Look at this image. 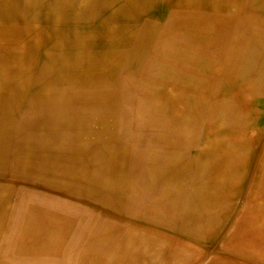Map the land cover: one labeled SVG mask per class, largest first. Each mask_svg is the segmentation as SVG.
<instances>
[{
    "label": "rangeland",
    "instance_id": "rangeland-1",
    "mask_svg": "<svg viewBox=\"0 0 264 264\" xmlns=\"http://www.w3.org/2000/svg\"><path fill=\"white\" fill-rule=\"evenodd\" d=\"M77 2L65 0L64 6L72 10ZM167 10L162 7L152 37L135 64L129 63V53L114 56L112 72L82 87L72 86L69 78L51 70L50 106L44 111L49 135L23 124L24 93L14 107L1 101L0 264H103L104 257V264H210L219 252L225 253L227 264L250 261L227 242L231 227L245 218L240 213L253 187L258 151L264 149V44L238 45L233 38L232 46L202 45V40L192 38L204 37L203 31L193 29L186 15L188 28L166 29L168 18L174 15ZM178 23L183 26L182 18ZM170 30L173 37L167 34ZM57 59L51 56V64ZM27 162L33 166L27 167ZM216 162L220 164L215 166ZM222 167L228 168L224 197L216 191L211 201L192 198L190 186L200 187L198 182L190 184L192 177L201 180L208 168L214 176L222 174ZM144 186L152 187L145 191ZM218 221H224L222 229ZM254 260L264 264L261 258Z\"/></svg>",
    "mask_w": 264,
    "mask_h": 264
},
{
    "label": "bare ground",
    "instance_id": "bare-ground-1",
    "mask_svg": "<svg viewBox=\"0 0 264 264\" xmlns=\"http://www.w3.org/2000/svg\"><path fill=\"white\" fill-rule=\"evenodd\" d=\"M81 2H77V6L74 7V9H70V10H66L68 9V7H65L64 4L65 3H61V6H55L54 3V0H50V4H51V7H50V15H49V19H50V23H51V44H50V48H49V53H50V57L53 56V55H57L58 57H60L59 59H61V61L63 62L65 59L68 60V59H71L72 57H74V55H71L69 53H74V49H77L78 48H81L82 47V44L84 42V47L87 48L86 49V52H89L90 50H97V54L99 55L100 58H103V56H105V52H100L101 50H105V49H108L107 50V55L108 56H113V66H114V56L115 57H119L120 55L123 56L124 54H128L129 53V56H128V59H129V63L131 64H135L136 62H138V60L140 59L141 55L143 54V52L145 51V47L147 46V44L149 43V40L151 39L152 37V33H153V30L155 29V26H154V21H156L158 19V17L160 16L161 14V11H162V2L163 0H98V4L95 5L94 4H91V0H79ZM182 3V2H181ZM85 4V5H84ZM183 6H186V2L184 1L183 3ZM5 5V0H0V6H3ZM91 6V7H90ZM94 6V7H93ZM240 7V6H239ZM95 8V9H94ZM175 7H173L174 9ZM4 10V6L2 8ZM94 9V10H93ZM108 10H110L111 13H109L107 16L108 18L105 19V14L104 12H106ZM182 9V8H181ZM187 9V8H186ZM193 9V8H192ZM196 9V8H195ZM177 10V9H176ZM95 11V16L96 18H94L93 22L94 24L92 29H87L86 31H84L81 35H80V32L77 31V36L75 38H66L65 37V34L67 31L65 30H68V25L71 23V24H75V23H82L84 21H88L89 18H91V13ZM113 11V12H112ZM183 12H180V13H174V15H171L168 20H167V23H166V29H173V30H177L178 28L182 29V28H185V27H189L188 25L190 24L188 22V20H192L193 21V24H191L192 28L193 29H202V28H199L202 26V22H203V19L200 18H196L194 19L192 17L191 14H189L188 12L182 10ZM189 11V10H188ZM209 11V10H208ZM174 12H175V9H174ZM191 12V11H190ZM217 12V11H216ZM20 13V12H19ZM173 13V12H172ZM208 13V12H207ZM231 13V12H230ZM112 14V15H110ZM180 14V15H179ZM130 15H133V16H130ZM170 15V14H169ZM185 15L186 17L188 18V20L185 18ZM199 15V14H198ZM230 15V14H229ZM98 17V19H97ZM103 17V18H102ZM196 17V16H195ZM217 17V16H216ZM182 18V25L183 26H180V25H177L178 21ZM219 18V16H218ZM217 19V18H216ZM223 20V19H222ZM234 20V19H233ZM8 21V20H6ZM111 23L110 25L107 23ZM186 21V23H185ZM96 22V23H95ZM214 22V21H213ZM224 22V21H223ZM226 22V21H225ZM102 23V25H101ZM209 23V22H208ZM230 23V22H229ZM108 24V25H107ZM143 24V25H142ZM172 24H176V26H172ZM179 24V23H178ZM219 24V23H218ZM233 24V23H232ZM215 25V24H214ZM59 26L62 28L60 29ZM161 26V25H160ZM159 26V28H161ZM209 26V25H208ZM237 26V24H236ZM241 26V25H240ZM160 30V29H159ZM162 31V30H161ZM204 31V30H203ZM211 31V30H210ZM209 31V32H210ZM249 31V30H248ZM251 31V30H250ZM60 32V33H59ZM163 32V31H162ZM213 32V31H211ZM160 33V31H159ZM158 33V35H159ZM165 33V32H164ZM170 33V34H169ZM167 33L168 35H170L171 37H173L172 35V32L170 30V32ZM251 33V32H250ZM254 33V32H253ZM252 33V34H253ZM163 34V33H162ZM210 34V33H209ZM213 34V33H212ZM63 35V37H62ZM161 35V34H160ZM159 35V36H160ZM71 36V35H70ZM69 36V37H70ZM38 35H29V33H23L21 34L20 36H9V37H5L3 36L2 39H0V103L1 101H9L12 106L14 107V105L16 104V102L19 100L20 96H21V92H15V91H12L10 92V75H9V71H10V66H11V63L15 60H18V58L22 57V56H25L27 55L28 51H27V47L25 46V42H31L32 41V38H37ZM163 37V36H162ZM167 38V36H165ZM163 37V38H165ZM208 37V36H207ZM256 37V36H255ZM162 38V40H163ZM169 39V37L167 38ZM262 39V38H261ZM82 41V44H81V41ZM178 40V39H177ZM171 42L172 39L170 38ZM164 42V40H163ZM171 42L170 45L172 44ZM176 42V41H175ZM255 42V41H254ZM157 43V42H156ZM165 43L166 42V39H165ZM107 44V45H106ZM163 44V43H162ZM257 44V43H256ZM81 45V47H80ZM161 45V43L159 44ZM175 45V43H174ZM254 45V44H253ZM260 46V45H259ZM173 47V46H172ZM264 47V46H263ZM167 48V47H165ZM163 48V49H165ZM260 48V47H259ZM169 49V48H168ZM262 49V48H261ZM171 51V50H170ZM168 51V52H170ZM172 52V51H171ZM192 52V51H191ZM190 53V52H188ZM221 53V52H220ZM163 55L162 56H165L164 53H162ZM177 54V53H175ZM185 54V53H184ZM71 55V56H70ZM158 55V54H157ZM160 55V54H159ZM187 55V54H186ZM200 55V54H197V56ZM156 56V55H154ZM189 55H187L188 57ZM223 55H221V58H222ZM233 56V55H232ZM151 57V56H150ZM167 57V56H166ZM165 57V58H166ZM183 57V56H182ZM210 57V56H209ZM170 58V57H168ZM167 58V59H168ZM186 58V57H185ZM233 58V57H232ZM235 58V57H234ZM238 58V57H237ZM171 59V58H170ZM190 59V58H189ZM174 60V59H173ZM182 60V59H181ZM191 60V59H190ZM193 60V59H192ZM208 60V59H207ZM233 60V59H232ZM160 61V60H159ZM183 61V60H182ZM194 61V60H193ZM202 61V60H201ZM151 62H154V60H152ZM67 63V62H66ZM80 63V62H79ZM156 63V62H155ZM159 63V62H158ZM178 63H183V62H178ZM190 63V62H189ZM82 64V63H80ZM151 64V63H150ZM198 64V63H197ZM215 64H217L215 62ZM153 65V64H152ZM155 65V64H154ZM157 65V64H156ZM155 65V66H156ZM191 64H189L190 66ZM153 67L155 70H156V67ZM160 66V65H159ZM216 66V65H215ZM195 67V66H194ZM202 67V65H201ZM211 67V66H210ZM260 67V66H259ZM53 68H56V63L55 64H51V70ZM150 68V67H149ZM152 68V67H151ZM214 68V66H213ZM220 68V67H219ZM245 68V67H244ZM99 69V68H98ZM102 69V68H101ZM195 69V68H194ZM197 69V68H196ZM255 69H258V68H255ZM148 70V69H147ZM153 70V73L154 71ZM180 70H183L182 68ZM228 70V69H227ZM235 70V69H233ZM211 71V70H210ZM215 71V70H214ZM151 72V71H149ZM230 72V71H229ZM253 72V70H252ZM51 73V72H50ZM225 73V72H224ZM235 73V72H234ZM255 73V71H254ZM152 74V72H151ZM155 74V73H154ZM218 74V73H217ZM229 74V73H228ZM264 75V74H263ZM150 76H154L153 74L150 75ZM149 76V77H150ZM158 76V75H157ZM227 76V75H225ZM232 76V75H231ZM234 76V75H233ZM165 77V76H163ZM162 77V78H163ZM218 77V76H217ZM247 77V76H246ZM140 78V77H139ZM142 78V77H141ZM161 78V77H159ZM166 78V77H165ZM229 78V77H228ZM231 78V77H230ZM229 78V79H230ZM68 79V78H67ZM157 79V77H156ZM227 79V78H225ZM70 80V84L72 86H79V87H82L83 85H88V86H92V83H94V80H91V82H89V79H77V78H69ZM140 80V79H139ZM146 80V79H145ZM180 80V78H179ZM178 80V81H179ZM231 80V79H230ZM234 80V79H233ZM159 81V80H158ZM176 80H174L175 82ZM232 81V80H231ZM141 82V81H140ZM143 82V81H142ZM145 82V81H144ZM155 82V81H154ZM251 82V80H250ZM264 82V81H263ZM60 85H62V82H59ZM96 83V82H95ZM94 83V84H95ZM130 83V82H129ZM132 83V82H131ZM136 83V82H134ZM164 83V82H163ZM202 84V82H200ZM239 83V82H238ZM169 84V83H168ZM167 84V85H168ZM175 84V83H174ZM182 84V83H181ZM210 84V83H209ZM20 85V83H19ZM141 85V84H140ZM145 85V83H144ZM156 85V84H155ZM176 85V84H175ZM230 85V84H229ZM232 85V84H231ZM21 86V85H20ZM129 86V85H128ZM178 86V85H177ZM202 86V85H201ZM205 86V85H204ZM211 86V85H210ZM50 87H51V76H50ZM134 87V86H133ZM131 87V89L133 88ZM148 87V86H147ZM192 87V85H191ZM165 89V87H163ZM174 88V87H173ZM204 88V87H203ZM129 89V87H128ZM176 89V88H175ZM180 89V88H179ZM137 90V88H136ZM185 90V89H184ZM129 91V90H128ZM161 91V90H160ZM208 91V90H207ZM146 92V91H145ZM209 92V91H208ZM147 93V92H146ZM149 93V92H148ZM194 93V92H193ZM221 93V92H220ZM223 93V92H222ZM246 93V92H245ZM130 94V93H129ZM169 94H172L171 92ZM188 94V92L186 93V95ZM192 94V93H191ZM211 94V93H210ZM247 94V93H246ZM128 95V94H127ZM132 95V94H131ZM173 95V94H172ZM183 95V94H182ZM219 95V94H218ZM179 96V95H178ZM162 97V95H161ZM211 97V95H210ZM128 98V97H127ZM164 98V97H163ZM208 98V97H207ZM217 98V97H216ZM246 98V97H245ZM81 100L83 102H91V103H97V106L100 104V101L98 100H95L94 99H84V98H81ZM130 100V99H129ZM177 101V100H175ZM227 101V100H226ZM135 102V101H134ZM128 103H130L128 101ZM127 103V104H128ZM183 103V102H182ZM131 104V103H130ZM141 104V103H140ZM183 105V104H182ZM260 105V104H259ZM49 106H50V95H49ZM95 106V105H94ZM128 106H126L125 108L127 109ZM157 107V106H156ZM155 107V108H156ZM186 107V105H185ZM227 107V106H226ZM132 108V107H131ZM140 108H142V105L140 106ZM163 108V107H162ZM224 108V107H223ZM222 108V109H223ZM261 108V107H260ZM2 109H6V107H2ZM11 109H13L11 107ZM130 109V108H129ZM165 108H163V111H164ZM228 109V108H227ZM46 109L44 110H39V112H44ZM156 110V109H155ZM173 110V109H172ZM128 111V110H127ZM141 110H139V114L141 113L140 112ZM171 111V110H169ZM28 112V111H27ZM33 112H36V111H31V113ZM129 114L131 115V110L128 111ZM161 112V111H160ZM178 112V111H176ZM221 112V111H220ZM227 112V111H225ZM174 114V113H173ZM217 114V113H216ZM223 114V113H222ZM221 114V115H222ZM231 114V113H230ZM36 116L34 117H25V121H24V125L26 126V128H29L31 130H34V132H43L46 133L47 135H49V132L50 130L47 129L45 127V122L46 121H42V118L39 114H35ZM125 115H127V112L125 113ZM220 115V114H219ZM220 115V116H221ZM39 116V117H37ZM145 116V115H144ZM214 116V115H213ZM218 116V115H217ZM129 117V116H128ZM127 117V118H128ZM179 117V116H178ZM126 118V117H125ZM126 118V119H127ZM140 118V117H139ZM222 118V117H221ZM216 119V118H215ZM231 119V118H230ZM236 119H237V116H236ZM223 120V119H222ZM103 121V120H102ZM126 122V120H124ZM129 121V119H128ZM127 121V122H128ZM142 121V120H141ZM258 121V120H257ZM124 122V123H125ZM126 122V124H127ZM130 122V121H129ZM132 122V121H131ZM137 122H140V121H137ZM224 122V121H222ZM221 122V123H222ZM255 122V121H254ZM227 123V122H226ZM235 123V121H234ZM193 124V123H192ZM141 125V124H139ZM122 129V128H121ZM128 130V129H127ZM127 130H126V133H127ZM130 130V129H129ZM122 131V130H121ZM122 133V132H121ZM125 135V134H124ZM244 136V135H243ZM126 137V136H125ZM246 137V136H245ZM127 138V137H126ZM128 139V138H127ZM133 140V139H132ZM137 140V139H136ZM141 140V139H139ZM144 140V139H143ZM151 140V139H149ZM145 141V140H144ZM143 141V142H144ZM158 141V140H157ZM157 141H154V142H157ZM160 141H165V140H161ZM241 141V140H240ZM149 142V141H148ZM153 142V141H152ZM170 142V141H169ZM181 142V141H179ZM183 142V141H182ZM243 142V141H242ZM166 143V142H165ZM168 143V141H167ZM184 143V142H183ZM264 143V142H263ZM139 144V143H138ZM137 144V145H138ZM142 144V143H141ZM147 144V143H146ZM132 145V144H131ZM151 145V144H150ZM156 146H160L159 144H155ZM169 145V144H167ZM176 145V144H175ZM182 145V144H181ZM147 146V145H146ZM171 146V145H170ZM183 146V145H182ZM249 146V145H247ZM175 147V146H174ZM178 147V146H176ZM180 147V146H179ZM132 148V147H131ZM130 148V149H131ZM139 147H137L138 149ZM169 148V147H167ZM181 148V147H180ZM230 148V147H229ZM263 148V147H262ZM262 148L258 151V161H257V167L256 169L254 170L253 172V181H252V186L251 187V190L249 192V194H247L246 196V199H245V208H243V210L241 211L240 213V217H243L245 216V218H243L244 220L242 221L241 219L238 221L237 224H235L233 227H231V231H230V237L228 239V244L230 245V249H233V250H236V252H240L241 256L248 258L250 261H243V263H239V264H258L256 260L254 259H257V258H261L262 260H264V149L262 150ZM135 149V150H137ZM142 149V148H141ZM253 149V148H252ZM147 150V149H145ZM145 150L144 152H142V156H144L145 154ZM153 150V149H151ZM157 150V149H156ZM169 150V149H168ZM176 150V149H175ZM174 150V151H175ZM230 150V149H229ZM155 151V150H153ZM159 151V150H158ZM161 151V150H160ZM177 151V150H176ZM180 151V150H179ZM38 152V151H36ZM137 152V151H136ZM148 152V151H147ZM150 152V151H149ZM234 152V151H233ZM39 153V152H38ZM141 153V152H140ZM238 153V152H237ZM139 154V153H138ZM177 154V153H176ZM27 156L29 157H32L33 155H30V154H26ZM137 155V154H136ZM147 155V154H146ZM166 155V154H165ZM226 155V154H225ZM233 155V154H232ZM231 155V156H232ZM162 156V155H161ZM236 156V155H235ZM138 157V156H137ZM160 157V156H159ZM169 155H168V159H169ZM173 157V156H172ZM185 157V156H184ZM216 157V155H215ZM136 158V156H135ZM134 158V159H135ZM143 158V157H142ZM142 158L140 157L141 159V162H142ZM164 158V157H163ZM165 158H167L165 156ZM175 158V156H174ZM179 158V157H178ZM218 158V157H217ZM230 158V156L228 157ZM138 159V158H137ZM144 159V158H143ZM168 159H165V160H168ZM227 159V158H226ZM225 157H224V161L222 162V164L225 163L226 161ZM164 160V159H163ZM162 160V161H163ZM212 159H210V164L212 163L211 161ZM223 160V159H222ZM137 161V160H136ZM135 161V162H136ZM150 161V160H149ZM160 160V162H162ZM198 161V160H197ZM159 162V161H158ZM176 162V161H175ZM191 162V161H190ZM221 162V161H219ZM29 163L27 165V167H32L33 164L30 163V162H27ZM146 163V162H145ZM148 163V162H147ZM166 162H164V167L166 168L165 165H167V163L165 164ZM173 163V162H172ZM242 163V162H241ZM135 164V163H134ZM171 164V163H170ZM182 164V163H181ZM185 164V163H184ZM183 164V167L185 166ZM192 164V163H191ZM215 166L220 164V163H214ZM142 165V164H141ZM141 165L139 167H141ZM144 165V164H143ZM151 165V163H150ZM150 165L148 168H150ZM187 165V163H186ZM213 165V164H212ZM145 166V165H144ZM241 166V165H240ZM252 166V165H251ZM138 167V168H139ZM163 167V165L161 166ZM163 167V168H164ZM181 166V168H183ZM220 167V166H218ZM134 168H135V165H134ZM137 168V167H136ZM145 168V167H144ZM179 168V169H181ZM223 168V167H222ZM152 169V168H150ZM206 169V167H205ZM204 169V170H205ZM214 169V166L213 168ZM226 167L223 168V173L222 174H215V176L213 175L214 173L212 172L211 168H208L206 171H207V174L204 175V177L201 179V180H194L193 177L191 179V185H194L196 182H198L199 186L200 187H192V198H195V199H199V200H204L203 198H205L206 200L208 201H211L213 196L215 195V192L216 191H219L220 194L224 197V193H225V186H224V182L226 180V178L224 176L225 175V171H226ZM209 170H211L209 172ZM217 170V168H216ZM137 171V170H136ZM143 171V170H141ZM183 171V169H182ZM181 171V172H182ZM149 174H150V171H148ZM187 172H189L187 170ZM186 172V173H187ZM140 173V172H139ZM147 173V172H146ZM185 173V174H186ZM246 173H247V170H246ZM189 174V173H188ZM213 175V176H210V175ZM141 175V174H140ZM151 175V174H150ZM187 175V174H186ZM5 176V175H4ZM168 176V175H167ZM166 176V177H167ZM182 176V174L180 175ZM139 177V176H138ZM143 177V176H142ZM149 177V175H148ZM187 177V176H186ZM7 179V178H6ZM165 179V178H164ZM168 179V177H167ZM135 180V178H134ZM147 180V178H146ZM160 180H162L160 178ZM187 180V179H186ZM212 180H215V182H210ZM141 181V179H140ZM144 181V179H143ZM141 181V182H143ZM158 181V180H157ZM156 181V182H157ZM176 181V180H175ZM230 181V180H229ZM135 182V181H134ZM137 182V181H136ZM155 182V183H156ZM171 182V181H170ZM169 182V183H170ZM32 183V182H31ZM146 183V182H145ZM186 183V182H184ZM137 184V183H136ZM141 184V183H139ZM138 184V185H139ZM148 184V183H147ZM132 185V184H131ZM142 185V184H141ZM28 186V185H27ZM137 186V185H136ZM232 186V185H231ZM242 186V185H241ZM19 187V186H18ZM141 187V186H140ZM139 187V188H140ZM146 188V186H144ZM152 187V186H151ZM150 187V188H151ZM153 187H155L153 185ZM33 188V187H32ZM137 188V187H136ZM149 187H147L146 189H144L145 191L148 190ZM149 188V189H150ZM185 188V187H184ZM233 188H236L235 185H233ZM35 189V188H33ZM38 189V188H37ZM141 189V188H140ZM139 189V190H140ZM40 190V189H39ZM151 190H154V189H151ZM150 190V191H151ZM184 190V189H183ZM134 191V189L132 190ZM137 191V189H136ZM233 191V190H232ZM153 192V191H152ZM181 192V191H179ZM21 193V192H20ZM19 193V194H20ZM139 193V192H138ZM142 193V192H141ZM185 192H183L184 194ZM50 194V193H48ZM57 194V193H56ZM136 194V193H135ZM149 194V192H148ZM157 194V193H156ZM237 194V193H236ZM31 195V194H29ZM51 195V194H50ZM128 195V194H127ZM142 195H144V193H142ZM191 195V193L189 194ZM19 196V195H18ZM21 196V195H20ZM136 196V195H135ZM141 196V195H140ZM138 196V197H140ZM151 196V195H150ZM180 196H183L182 194ZM185 196H186V193H185ZM238 196V195H237ZM236 196V197H237ZM15 197V196H14ZM134 197V196H133ZM132 197V198H133ZM145 197V195H144ZM147 197V196H146ZM188 197V196H187ZM218 197V195H217ZM216 199L219 200V197ZM234 197V196H233ZM137 198V196H136ZM135 198V199H136ZM142 198V197H141ZM190 198V197H189ZM238 198V197H237ZM43 198H41L42 200ZM50 199V198H49ZM143 199V198H142ZM140 199V201L142 200ZM146 199V198H145ZM15 200V199H14ZM13 200V201H14ZM48 200V198H47ZM64 200V199H63ZM131 200V198H130ZM189 200V199H188ZM224 200V198H223ZM19 201V200H18ZM52 201V200H51ZM66 201V200H65ZM139 201V202H140ZM190 201V200H189ZM12 202V201H11ZM22 203V200L20 201ZM72 202V201H70ZM132 203H134L133 201H130ZM136 202V200H135ZM184 202V201H183ZM193 202V201H192ZM229 202V200H228ZM20 203V204H21ZM83 203V202H82ZM2 204V203H1ZM11 204V203H10ZM52 204V203H51ZM137 206L139 205L138 203H136ZM168 204V203H167ZM72 205V204H71ZM184 205V204H183ZM188 205V204H187ZM192 205V204H191ZM197 205H200V204H197ZM231 205V204H230ZM229 205V206H230ZM81 206V204H80ZM79 206V208H80ZM89 206V205H88ZM170 206V205H169ZM186 206V205H185ZM16 207V206H15ZM56 207V206H55ZM87 207V206H86ZM21 208V207H20ZM49 208H52V207H49ZM58 208V207H56ZM92 208V207H91ZM168 208V207H167ZM191 208V207H190ZM226 208V207H225ZM229 208V207H228ZM1 209V208H0ZM85 209V208H84ZM93 209V208H92ZM135 209V208H134ZM20 210V209H19ZM55 210H59V209H55ZM81 210V208H80ZM96 210V209H95ZM132 210V209H130ZM187 210V209H186ZM83 211V210H82ZM88 211V210H87ZM67 212V211H66ZM9 213V212H8ZM15 213V212H14ZM93 213V212H92ZM105 213V212H104ZM167 213V212H166ZM231 213V212H230ZM42 214V213H41ZM75 214V213H74ZM130 214V213H129ZM142 214V213H141ZM169 214V212H168ZM76 215V214H75ZM101 215V214H100ZM136 215V214H135ZM140 215V214H139ZM74 216V215H73ZM76 216L79 217V215L77 214ZM131 216V215H130ZM141 216V215H140ZM143 216V215H142ZM248 216V218L246 217ZM192 217V216H191ZM190 217V218H191ZM200 217V216H199ZM212 217V216H211ZM222 217V216H221ZM80 218V217H79ZM134 218V217H132ZM146 218V217H145ZM166 218V217H165ZM83 219V218H82ZM100 219V218H99ZM135 219V218H134ZM148 219V218H147ZM80 220V219H79ZM133 220V219H132ZM151 220V219H150ZM160 220V219H159ZM224 220V219H223ZM12 221V220H11ZM137 221V220H136ZM146 221V220H145ZM144 221V222H145ZM200 221V220H199ZM244 221H246V223H244ZM141 222V221H140ZM151 222V221H149ZM153 222V221H152ZM155 222V221H154ZM162 222V221H161ZM191 222V221H190ZM97 223V222H96ZM105 223V221H104ZM119 223V222H118ZM121 223V222H120ZM136 225V223H134ZM156 224V223H155ZM153 224V225H155ZM158 224V223H157ZM171 224V223H170ZM216 224V222H215ZM214 224V225H215ZM14 225L16 226L15 222H14ZM40 225V224H39ZM163 225V224H162ZM172 225V224H171ZM218 225L220 226V229L223 228V226L225 225L224 221H222V223L218 221ZM11 226V224L9 225ZM98 226V225H97ZM126 226V225H125ZM192 226V225H190ZM213 226V224H212ZM40 227H42L40 225ZM106 227V226H105ZM135 227V226H134ZM169 227V226H168ZM217 227V226H216ZM13 228H15L13 226ZM19 228V227H18ZM131 228V227H130ZM137 228V227H136ZM172 228V227H171ZM209 228V227H208ZM207 228V229H208ZM10 229V228H9ZM23 229V228H22ZM106 229V228H105ZM15 230V229H14ZM41 230V229H39ZM173 230V229H172ZM127 231V230H126ZM130 231V229H129ZM201 231V230H200ZM12 232H13V229H12ZM204 232V231H203ZM18 233V231H17ZM16 233V235H17ZM34 233V232H33ZM102 233V232H101ZM104 233V232H103ZM13 234V233H12ZM194 234V233H193ZM199 234V233H198ZM202 234V233H201ZM209 234V233H208ZM89 235V234H88ZM105 237V234H103ZM113 235V234H112ZM121 235V234H120ZM197 235V234H196ZM203 235V234H202ZM201 236V235H199ZM12 237V235H11ZM100 237V236H99ZM102 237V238H103ZM212 237V236H211ZM210 237V238H211ZM30 238V237H29ZM81 238V237H80ZM94 238V236H93ZM97 238V237H96ZM115 238V237H114ZM123 238V237H122ZM126 238V237H125ZM124 238V239H125ZM204 238V237H203ZM208 238V239H210ZM10 239V238H9ZM88 239V238H87ZM90 239V238H89ZM95 239V238H94ZM109 239V237H108ZM116 239V238H115ZM107 240V239H106ZM112 239H110L111 241ZM61 241V240H60ZM68 241V240H67ZM79 241V240H78ZM81 241V240H80ZM116 241V240H115ZM124 241V240H123ZM172 241V240H171ZM210 241V240H208ZM64 242V241H62ZM107 242V241H106ZM114 242V241H113ZM93 243V242H92ZM111 243V242H110ZM117 243V242H116ZM119 243V242H118ZM110 245V244H109ZM123 245V244H122ZM121 245V246H122ZM167 246V245H166ZM108 247V246H107ZM60 248V247H58ZM123 248V247H121ZM94 249V248H92ZM91 250V249H89ZM124 250V249H123ZM93 251V250H92ZM97 251V249H96ZM21 252V251H20ZM105 252V251H104ZM108 252V251H107ZM132 252V251H131ZM5 253V252H4ZM168 253V252H167ZM166 253V254H167ZM222 252H219V253H215L216 256H215V261L213 260V258H211L212 261L210 264H227L225 263L226 260H228V258L226 259L225 258V253L221 254ZM243 253L245 255H243ZM60 254V253H59ZM105 254V253H104ZM132 254V253H131ZM18 255V254H16ZM108 255V254H107ZM125 255V254H124ZM134 255V254H133ZM163 255H165L163 253ZM8 256V255H6ZM19 256V255H18ZM16 256V257H18ZM60 256V255H59ZM105 256V255H104ZM121 256V255H120ZM168 256V255H167ZM61 257V256H60ZM162 257V256H161ZM4 258V256H3ZM9 258V257H8ZM14 257H12L13 259ZM103 258V257H102ZM115 258V257H114ZM117 258V257H116ZM11 259V257H10ZM20 259V258H18ZM63 259V258H62ZM95 259H96V254H95ZM105 257H104V261H103V264L105 262ZM14 260V259H13ZM122 260H124L122 258ZM126 260V259H125ZM231 260V259H230ZM239 260V259H237ZM236 260V261H237ZM16 261V260H15ZM30 260H28L29 262ZM37 261V260H36ZM62 261V260H61ZM96 261V260H95ZM114 261V260H113ZM160 261V260H159ZM229 261V260H228ZM227 261V262H228ZM38 262V261H37ZM50 262V261H49ZM59 262V261H58ZM65 262V260H64ZM63 262V263H64ZM99 262V261H98ZM127 263L129 261H126ZM233 262V261H232ZM241 262V261H240ZM60 263V262H59ZM92 263H95V262H92ZM101 263V262H100ZM106 263V262H105ZM112 263V262H111ZM136 263V261H135ZM139 263V262H138ZM208 263V262H207ZM237 263V262H236ZM263 263V262H262ZM87 264V263H85ZM96 264V263H95ZM140 264V263H139ZM209 264V263H208Z\"/></svg>",
    "mask_w": 264,
    "mask_h": 264
},
{
    "label": "crops",
    "instance_id": "crops-1",
    "mask_svg": "<svg viewBox=\"0 0 264 264\" xmlns=\"http://www.w3.org/2000/svg\"><path fill=\"white\" fill-rule=\"evenodd\" d=\"M78 2L81 1L78 0ZM185 2L186 6H183V1L182 3H172L169 0H163L161 6L168 8V13H178L184 10L191 14L194 19L200 17L203 22H206L205 25L202 22V26L199 27L202 28V31L204 30L202 32L204 37H193L192 40H202V45L209 46H232L234 45L233 38L237 39L238 45L242 43L248 45L264 44V31L262 30L264 29V0H185ZM61 3H65V0L55 3V6H61ZM90 3L96 7L98 0H91ZM3 6L4 10L2 9ZM3 6H0V39L3 36H20L26 32L31 36L33 35V37L38 35L37 38H32L31 42L24 43L28 48L27 55L11 63L9 68L10 92L15 91L25 94L23 108L26 111V117L31 118L36 116L35 114H39L42 121H44V112L40 113L39 110H48L49 108L51 76V57L49 53L51 44L50 0H5ZM173 7H175V12ZM179 8H182V10H179ZM95 13V11L91 13L92 16L88 21L70 23L68 30H65L67 31L64 33L65 37L75 38L78 35L77 31L81 35L87 29L94 28L92 24H94L93 20L96 18ZM109 13L111 12L108 9L104 12L105 19L108 18ZM251 25L258 28L251 29ZM59 28L62 29L60 26ZM84 45L83 42L82 47L80 45L81 48L77 47V49H74V53H69L74 55L71 59H65L62 62L58 57L56 68H53L57 71L58 77L89 79V82H91V80L99 76L105 77L108 72L113 71V56L107 55L108 49L100 51L105 52V56L100 58L96 53L97 50L86 52L87 48ZM31 111L36 112L31 113ZM29 140L35 139L31 138Z\"/></svg>",
    "mask_w": 264,
    "mask_h": 264
}]
</instances>
